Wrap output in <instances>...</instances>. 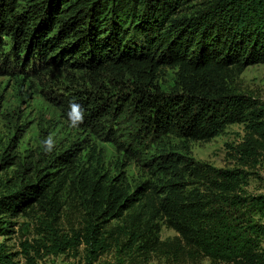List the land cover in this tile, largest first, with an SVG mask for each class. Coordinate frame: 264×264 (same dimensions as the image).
I'll return each mask as SVG.
<instances>
[{"label":"trees","instance_id":"obj_1","mask_svg":"<svg viewBox=\"0 0 264 264\" xmlns=\"http://www.w3.org/2000/svg\"><path fill=\"white\" fill-rule=\"evenodd\" d=\"M259 64L264 0H0V72L82 75L95 91L63 87L48 99L149 175L133 183L111 174L94 146L82 163L77 144L56 153L44 142L39 159L23 163L17 138L0 139V171L18 167L0 192V235L11 233L9 217L68 193L89 211L79 235L86 264H107L100 257L115 247L173 264H264V191L251 189L245 170L264 164V104L230 83ZM166 69L177 70V81L165 91ZM107 77L120 95L103 90ZM128 110L138 127L122 142L120 129L103 122ZM245 121L250 131L234 155L241 168L196 161L172 143L209 142ZM113 220L122 225L108 228ZM162 225L177 236L162 240ZM47 239L54 254L75 244L55 232ZM0 264H13L2 248Z\"/></svg>","mask_w":264,"mask_h":264},{"label":"rangeland","instance_id":"obj_2","mask_svg":"<svg viewBox=\"0 0 264 264\" xmlns=\"http://www.w3.org/2000/svg\"><path fill=\"white\" fill-rule=\"evenodd\" d=\"M199 3L200 1H195L191 4ZM15 74L0 72V139L5 144L10 138H17L14 154L18 155L23 163L38 160L44 142L48 145L50 143L56 153L69 148L72 144H77L82 163L86 162L94 146L97 152L100 151L104 156L106 171L111 174L118 175L121 171L133 183L149 178L148 172L137 161L130 160L112 141L106 139L105 135L97 134L86 126L69 120L62 108L48 99L49 95L58 90L63 92L65 87L95 91V85L82 82V75L76 73L71 75L61 70L30 78ZM79 79L80 85L72 82ZM110 80L111 78L107 77L106 81H103L101 84L104 86L103 90L120 95L121 92L119 93L109 83ZM176 81L177 70L166 69L160 74L159 84L165 91L171 90ZM230 83L239 93L264 104V64L250 66L243 73L233 75ZM111 98L116 100L117 97L111 96ZM103 123L115 130L120 129L122 142L138 127L131 110L121 117L109 116V120ZM250 124L249 121H245L229 125L209 142H184L176 138L171 139L175 150L196 161L206 162L217 168L232 169L239 167L234 155L250 131ZM245 170L251 174V189L263 192L264 164L256 169ZM17 175V166L5 172L0 171V192L5 193L8 190L5 182L12 178L17 179ZM88 215L89 211L85 209L82 200L68 193L58 204L47 207L35 204L25 213L9 217L8 220L12 223L11 233L0 235V248L5 254L10 255L13 264H86V245L83 239L79 240V235L88 223ZM120 225L122 222L113 220L108 228ZM50 232L57 233L64 241L72 240L75 242L74 246L58 254L50 252L49 246L52 243L47 239ZM160 236L162 240H169L176 237L177 232L162 225ZM46 244L49 246L47 247ZM129 254L131 253L126 257L127 254L115 247L102 255L100 262L173 264L158 255L141 257Z\"/></svg>","mask_w":264,"mask_h":264},{"label":"clouds","instance_id":"obj_3","mask_svg":"<svg viewBox=\"0 0 264 264\" xmlns=\"http://www.w3.org/2000/svg\"><path fill=\"white\" fill-rule=\"evenodd\" d=\"M81 119H82V116H81ZM46 150H51V144L49 143V145H48V148L46 149Z\"/></svg>","mask_w":264,"mask_h":264}]
</instances>
